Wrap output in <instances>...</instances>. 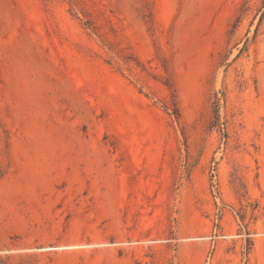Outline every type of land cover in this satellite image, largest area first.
<instances>
[{"label":"rangeland","instance_id":"rangeland-1","mask_svg":"<svg viewBox=\"0 0 264 264\" xmlns=\"http://www.w3.org/2000/svg\"><path fill=\"white\" fill-rule=\"evenodd\" d=\"M2 264H264V0H0Z\"/></svg>","mask_w":264,"mask_h":264},{"label":"trees","instance_id":"trees-1","mask_svg":"<svg viewBox=\"0 0 264 264\" xmlns=\"http://www.w3.org/2000/svg\"><path fill=\"white\" fill-rule=\"evenodd\" d=\"M0 264H2V262L0 261Z\"/></svg>","mask_w":264,"mask_h":264}]
</instances>
